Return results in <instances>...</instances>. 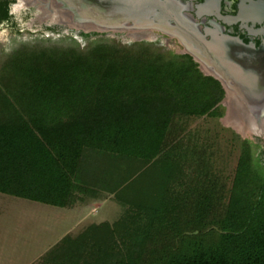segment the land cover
<instances>
[{
    "label": "trees",
    "instance_id": "16d2710c",
    "mask_svg": "<svg viewBox=\"0 0 264 264\" xmlns=\"http://www.w3.org/2000/svg\"><path fill=\"white\" fill-rule=\"evenodd\" d=\"M134 46L16 69L25 82L0 122V194L57 208L109 197L124 210L40 264H264V151L255 160L237 138L226 192L197 136L181 142L186 120L223 116L221 84L188 55Z\"/></svg>",
    "mask_w": 264,
    "mask_h": 264
},
{
    "label": "rangeland",
    "instance_id": "374dc122",
    "mask_svg": "<svg viewBox=\"0 0 264 264\" xmlns=\"http://www.w3.org/2000/svg\"><path fill=\"white\" fill-rule=\"evenodd\" d=\"M47 4L53 8L52 2ZM29 10L17 8L8 22L0 23V122L14 109L23 93L21 84L25 78L21 74L16 75V69L26 64L33 65V60L42 55L59 56L64 60L70 55H89L97 48L128 50L134 45L142 46L150 56L188 55L176 38L164 34L89 28L88 23L74 22L64 13H59L63 17H44L43 10L33 15ZM195 63L201 69L199 63ZM220 106L222 117L186 120L181 142H193V134L198 137L197 142L214 155L213 173L228 192L239 156L237 138L251 143L253 159L257 160L264 151V120L260 122L261 134H242L226 123L228 109L224 98ZM256 164L258 167L255 169L261 173V164L258 161ZM68 212L0 194V264H40L41 257L49 247L56 245V239L64 231L70 232V237L74 238L87 228L89 220L113 222L124 215L123 208L109 200L100 203L97 211L89 215V220L81 213L71 212L68 216Z\"/></svg>",
    "mask_w": 264,
    "mask_h": 264
},
{
    "label": "flooded vegetation",
    "instance_id": "af4514ba",
    "mask_svg": "<svg viewBox=\"0 0 264 264\" xmlns=\"http://www.w3.org/2000/svg\"><path fill=\"white\" fill-rule=\"evenodd\" d=\"M27 1L25 4L24 0H0V7L7 10L10 19L13 11L16 12L17 8L30 9L32 15L43 10L44 17H52V15L58 17L56 13H64L74 22L88 23L89 28L102 27L103 29L138 33L152 31L173 36V38H176L173 32L179 30L180 33L183 31L186 33L187 29H191L190 26L194 24L202 34L206 29L217 31L220 34L236 38L247 46H252L257 52L264 51V0H139L133 7L127 3H119V1L114 3L113 0H78L76 3L82 8L78 6L77 10L68 9L63 0ZM46 2H52L53 8L48 7L49 4ZM207 2H209L207 14L203 19H198V7L207 4ZM160 4H163L164 7ZM144 7L146 9L139 13ZM159 7H163L165 12H160ZM152 9L155 12L150 13L149 10ZM98 11L105 12V15L106 13L111 15L109 18L111 22L117 17H123L126 21L117 22L114 25L109 22L102 24L85 20L82 16ZM143 13L144 15H139ZM115 16L117 17L115 18ZM223 19H229L231 22L227 24ZM81 26L83 27V25ZM177 40L179 41V39Z\"/></svg>",
    "mask_w": 264,
    "mask_h": 264
},
{
    "label": "water",
    "instance_id": "95a60500",
    "mask_svg": "<svg viewBox=\"0 0 264 264\" xmlns=\"http://www.w3.org/2000/svg\"><path fill=\"white\" fill-rule=\"evenodd\" d=\"M122 1L132 7L139 2ZM190 27L186 32L189 36L182 39L188 55L199 63L204 75L221 84L224 102L231 103L232 111L241 116V121L259 125L264 119V51L257 52L252 46L217 31L206 29L202 34L194 24Z\"/></svg>",
    "mask_w": 264,
    "mask_h": 264
},
{
    "label": "bare ground",
    "instance_id": "6f19581e",
    "mask_svg": "<svg viewBox=\"0 0 264 264\" xmlns=\"http://www.w3.org/2000/svg\"><path fill=\"white\" fill-rule=\"evenodd\" d=\"M31 1H42V0H31ZM65 5L68 7V9H75L77 10V7L79 6L76 1L78 0H63ZM115 1V3H118L117 1L119 2H122L124 3V1L122 0H113ZM82 5V4H81ZM163 6V4H160ZM93 6V5H92ZM80 7V6H79ZM164 7V6H163ZM163 7H159L160 9V12H165ZM207 7H209V2H207V4H204V5H201L198 7V11H197V16H198V19H203V17L205 16V14H207ZM82 8V7H80ZM99 8V7H98ZM98 8H95V9H98ZM146 9V7H144L142 10L139 11V13H141L142 11H144ZM150 13L154 11V9L152 10H149ZM147 13H149L147 11ZM59 17L63 15H60L59 13H56ZM165 14V13H164ZM82 15V14H81ZM140 16L141 15H144L143 14H139ZM85 20H90V21H93V22H96V23H102V24H107V22H109V24H116L117 22L120 23V22H123V21H126L125 19H123V17H117L115 16L116 19H114L113 22H111V20L109 18H111L110 16L111 15H108L106 13L105 15V12H102V11H98V12H95V13H92V14H89V15H82ZM134 20V19H133ZM225 21V23H230L231 20L229 19H223ZM128 23V22H127ZM148 23V22H147ZM173 35L179 39L181 38V40L179 39V41L184 45V41L182 40L183 37H187L189 35H187V33H185L183 31V33H180L179 30H177L176 32H173ZM173 37V36H171ZM186 39V38H185ZM192 43V41H191ZM188 46V45H187ZM186 48V47H185ZM187 49V48H186ZM226 106H227V109H228V113H227V116H226V123H228L229 125H231L233 128H235L238 132L244 134V133H254L256 135H259L261 134V129H262V124H253V123H250V122H246V121H241L242 118H240L241 116L240 115H237V113L235 114L232 110V105L231 103L228 101L226 103ZM231 108V109H230ZM230 109V110H229ZM264 120V119H263ZM262 122V121H261Z\"/></svg>",
    "mask_w": 264,
    "mask_h": 264
},
{
    "label": "crops",
    "instance_id": "0c3cea01",
    "mask_svg": "<svg viewBox=\"0 0 264 264\" xmlns=\"http://www.w3.org/2000/svg\"><path fill=\"white\" fill-rule=\"evenodd\" d=\"M112 201V199L111 198H107V199H100V200H98V201H90V202H87V203H85V204H77V205H75V206H73V207H71V208H58V209H62V210H65L66 212L67 211H69L68 212V216H69V214L71 213V212H73V214H75V213H81V216L83 215V218H87V220H89L88 219V217H89V215L90 214H94L96 211H97V208H99V206H100V203H104V202H106V201ZM113 202V201H112ZM47 206V205H46ZM52 207V206H51ZM55 208H57V207H55ZM65 214H67V213H65ZM63 214H62V218H63ZM74 216V215H73ZM118 218V217H117ZM117 221V219L115 220V221H113V222H108V221H100V222H90V220H89V225L87 226V228L88 227H90V226H92V225H101V224H110V225H112L114 222H116ZM86 229V228H85ZM84 229V230H85ZM83 230V231H84ZM82 231V232H83ZM81 232V233H82ZM70 232H66V231H64L63 233H62V235H60L57 239H56V243L55 244H58L61 240H63L65 237H67V236H70ZM49 249H50V247H49ZM48 249V250H49ZM47 250V251H48ZM46 251V252H47ZM45 252V253H46Z\"/></svg>",
    "mask_w": 264,
    "mask_h": 264
}]
</instances>
